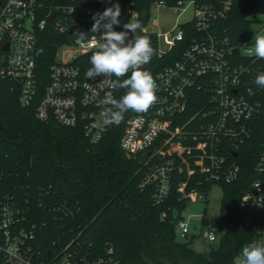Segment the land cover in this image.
Here are the masks:
<instances>
[{
  "label": "built area",
  "instance_id": "obj_1",
  "mask_svg": "<svg viewBox=\"0 0 264 264\" xmlns=\"http://www.w3.org/2000/svg\"><path fill=\"white\" fill-rule=\"evenodd\" d=\"M235 1L190 0L195 5L192 20L196 26L191 43L179 60L156 72L157 99L148 111L126 112L120 145L127 155L140 161L148 154L141 161V186H155L154 201L163 204L170 198L176 173L185 177L178 186L184 207L173 211L177 236L183 242L192 235L183 211L199 201L208 202L214 186L223 189V184L238 180L242 170L237 160L240 150L256 127H264V88L255 83L264 72V59L254 54L252 45L254 26L264 31V0H258L251 16L252 37L238 46L216 27V21L227 17ZM184 2L180 0L171 7L179 10ZM115 3L121 7V23L114 30L124 31L123 24L139 21L143 30L137 29L135 35L156 34L160 55L185 38L178 24L176 35L174 31L162 35L168 46L162 50L161 35L146 29L150 9L140 12L128 0H0V78L17 83L23 106L40 98L39 119L54 117L62 125L80 126L91 143H99L113 126L105 123L109 119L106 113L112 108L103 103L106 94L111 93L116 100L120 97L121 88L114 87L113 82H122L123 77L85 76L92 67L90 55L98 50L101 37L90 32L92 15ZM154 4L168 6L164 1ZM49 28L67 41L55 48V60L48 65V81L44 84L38 54L40 40ZM132 35L129 33L130 38ZM67 44L75 45L79 53L71 61H56L57 52ZM196 92L203 97L193 101ZM254 172L256 178L238 204L245 225L254 232L245 246L264 244V135ZM21 204L13 195L0 197V261L4 264H119L107 263L111 258L90 256L77 239L43 250L36 243V229L28 224L27 211ZM219 220L220 216L201 217L199 227L203 230L199 235L209 243H219L224 234ZM107 252L112 254L113 248L108 247ZM238 258H242V250L235 264Z\"/></svg>",
  "mask_w": 264,
  "mask_h": 264
},
{
  "label": "trees",
  "instance_id": "obj_2",
  "mask_svg": "<svg viewBox=\"0 0 264 264\" xmlns=\"http://www.w3.org/2000/svg\"><path fill=\"white\" fill-rule=\"evenodd\" d=\"M128 1L143 12L157 1L173 6L180 0ZM257 4L258 0H236L227 17L216 21V27L230 36L233 44L244 43L252 37L251 16ZM179 25L185 38L162 55L156 34L139 33L150 40L153 49L145 68L153 78L158 70L181 58L196 33L192 19ZM65 41L63 35L50 28L40 40L38 63L44 84L48 81V65L55 60V48ZM130 75L131 70L122 81ZM127 91L121 88L119 99ZM202 97L196 92L192 100ZM39 100L37 97L23 106L17 83L0 78V197L13 195L22 203L28 224L36 229L37 245L46 251L77 239L90 256L111 258L107 263L235 264L245 244L254 237L238 204L256 178L254 167L263 125L256 127L253 137L240 150L237 160L242 170L238 180L223 184L219 221L224 234L205 255L177 236L173 211L184 207L178 188L184 175L176 173L171 196L163 204L154 201V185L141 186L143 164L138 157L127 155L120 145L126 112L122 122L113 124L99 143H91L80 126L62 125L54 117L39 119ZM164 212L166 218L162 217ZM108 247L113 248L110 255ZM0 263L4 264L2 260Z\"/></svg>",
  "mask_w": 264,
  "mask_h": 264
},
{
  "label": "clouds",
  "instance_id": "obj_3",
  "mask_svg": "<svg viewBox=\"0 0 264 264\" xmlns=\"http://www.w3.org/2000/svg\"><path fill=\"white\" fill-rule=\"evenodd\" d=\"M120 16L119 3L106 8L102 13L92 15L94 23L90 32L99 33L101 37L96 45L98 50L89 58L92 67L85 73L89 79L113 75L119 78L131 70L128 79L113 82L114 87L128 89L127 93L119 100L113 99L111 93H107L103 101L104 104L112 106L106 113L109 119L105 123L117 126L122 122L125 112H147L157 99L156 82L153 76L144 70L153 55L150 40L135 35L137 29L143 30L139 21L125 23L124 31H115L114 26L121 23L118 19ZM129 33L133 34L131 38ZM253 45L254 54L264 59V35H255ZM255 83L264 88V72L256 77ZM237 264H264V244L253 242L245 246L242 249V258H238Z\"/></svg>",
  "mask_w": 264,
  "mask_h": 264
},
{
  "label": "rangeland",
  "instance_id": "obj_4",
  "mask_svg": "<svg viewBox=\"0 0 264 264\" xmlns=\"http://www.w3.org/2000/svg\"><path fill=\"white\" fill-rule=\"evenodd\" d=\"M182 8L176 10V7L165 6V5H152L150 7V19L146 25L148 31H153L159 33L160 37V47L162 50L168 48L164 44L162 35L174 31V35L179 32L178 24L185 23L193 18L195 15V5L190 1L184 2L181 6ZM261 26L255 25V35H264V31L261 30ZM254 43V40H253ZM252 43V45H253ZM254 48V45H253ZM79 50L73 44L64 45L59 49L56 55V61L68 62L77 56ZM224 191L223 189L216 185L212 189V194L208 202L199 201L197 203L188 206L182 213V215L188 219L191 225V233L188 242L196 252L205 255L210 254V252L217 246L218 243H209L207 240L201 237L202 228L199 227L201 217L207 215L211 218H218L221 213V204ZM194 235H196L194 237ZM180 240V239H179Z\"/></svg>",
  "mask_w": 264,
  "mask_h": 264
},
{
  "label": "water",
  "instance_id": "obj_5",
  "mask_svg": "<svg viewBox=\"0 0 264 264\" xmlns=\"http://www.w3.org/2000/svg\"><path fill=\"white\" fill-rule=\"evenodd\" d=\"M55 14V11L53 12V14L49 17V21H52V19H53V15ZM5 48H8V44L5 46ZM145 68H146V65L144 66V70H145ZM237 155V154H236ZM147 156H148V154L147 155H145V156H143L142 158H141V161L142 162H144L145 160H146V158H147ZM148 262V264H156L154 261H147ZM164 263L165 264H171L169 261H164ZM187 264H195L194 262H188Z\"/></svg>",
  "mask_w": 264,
  "mask_h": 264
}]
</instances>
